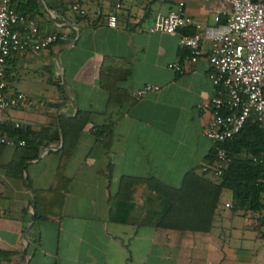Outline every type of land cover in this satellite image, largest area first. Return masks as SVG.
I'll list each match as a JSON object with an SVG mask.
<instances>
[{"label":"crops","instance_id":"obj_1","mask_svg":"<svg viewBox=\"0 0 264 264\" xmlns=\"http://www.w3.org/2000/svg\"><path fill=\"white\" fill-rule=\"evenodd\" d=\"M26 3L12 0L15 8L31 9L43 35L64 34L68 43L35 55L16 53L5 64V93L15 104L4 111V123L28 130L39 147L38 158L25 161V153L0 146V253L9 254L0 256V264H264V213L240 210L230 229L217 222L221 203L236 210L227 190L220 193L209 232L157 227L160 201L148 190L125 197V187L121 205H110L122 178H153L179 188L212 148L202 134L213 96L210 69L205 56L189 63L188 51L178 45L180 35L192 28L173 33L146 28L179 3L195 21L213 26L217 17L222 24L228 5L203 0ZM73 4L83 14L73 12ZM109 15L115 17L114 28L106 26ZM202 46L207 52L210 44ZM174 63L182 73L169 68ZM146 85L158 90L135 99L132 94ZM106 86L114 92L111 98ZM19 94L32 99V106L16 103ZM76 110L87 113L85 124L57 177L58 120ZM106 125L107 149L94 137ZM112 209L123 222L109 219Z\"/></svg>","mask_w":264,"mask_h":264},{"label":"built area","instance_id":"obj_2","mask_svg":"<svg viewBox=\"0 0 264 264\" xmlns=\"http://www.w3.org/2000/svg\"><path fill=\"white\" fill-rule=\"evenodd\" d=\"M221 1L229 9L222 24L208 26L190 18L182 10V3L175 11L165 16L157 15L146 28L148 33H173L192 28L191 33L180 35L178 45L188 51L186 60L194 64L203 56L210 69L208 79L213 87V96L208 105L210 118L202 134L214 150L212 176L219 177L230 162L219 146L232 139L243 124L250 120L257 126H264V2L252 0H203ZM71 10L81 15L83 12L73 4ZM108 28L115 27V17L106 19ZM210 46L204 51L202 43ZM67 44L64 34L43 35L34 19L16 12L12 0H0V146H23V141H14L1 129L4 111L12 103L5 93L4 68L7 60L16 53L35 55L56 44ZM169 68L182 73L179 64ZM158 87L146 85L132 94L135 99ZM16 103L31 107L32 99L19 94ZM15 128L19 126L14 125ZM264 165V159L261 160ZM202 171H207L205 168Z\"/></svg>","mask_w":264,"mask_h":264},{"label":"trees","instance_id":"obj_3","mask_svg":"<svg viewBox=\"0 0 264 264\" xmlns=\"http://www.w3.org/2000/svg\"><path fill=\"white\" fill-rule=\"evenodd\" d=\"M254 2L264 0H252ZM37 5V0H27L26 4ZM16 12L33 19L31 9L26 7L15 8ZM82 18V16H78ZM102 66V73L105 71ZM5 79V76H4ZM110 98L114 95L113 90L106 86ZM87 113L76 110L73 117L58 120L61 133L60 164L57 177L63 168V164L75 144L78 134L85 124ZM2 131L14 141H23V146H15L22 153H25V161L38 158L39 143L32 138L33 134L21 127L14 125L1 127ZM110 125H106L94 133L95 140L103 141L107 149L109 140ZM36 137H40L39 134ZM226 153L230 162L224 167L221 176L214 177L213 160L215 157L213 148L201 160L198 171H190L183 176L179 188H169L153 178L130 179L122 178L118 193L110 199V205L115 209L121 205L123 199L122 189L129 187L125 197H133L148 190L160 201L161 216L156 224L159 228L184 230L192 232H209L212 228L214 213L222 190L231 194L234 208L252 213H264V205L261 197L264 195V126L259 127L247 120L239 132L232 139L219 146ZM205 168L207 171H202ZM56 177V178H57ZM27 183V181H24ZM115 214L110 213L111 221L123 222L124 219H117ZM8 253H0L6 257Z\"/></svg>","mask_w":264,"mask_h":264},{"label":"rangeland","instance_id":"obj_4","mask_svg":"<svg viewBox=\"0 0 264 264\" xmlns=\"http://www.w3.org/2000/svg\"><path fill=\"white\" fill-rule=\"evenodd\" d=\"M222 202H227L228 204L231 205V201L229 199H222ZM240 213L239 209L236 210H231L229 208L223 207V204L221 203L219 210L217 211V222L221 223L225 229H230L231 226H234L239 220L236 219ZM245 223L253 222L251 220H245ZM254 225H257L254 223ZM226 233V232H225Z\"/></svg>","mask_w":264,"mask_h":264},{"label":"water","instance_id":"obj_5","mask_svg":"<svg viewBox=\"0 0 264 264\" xmlns=\"http://www.w3.org/2000/svg\"><path fill=\"white\" fill-rule=\"evenodd\" d=\"M64 88H65V90H66V92H67V89H66V87L64 86Z\"/></svg>","mask_w":264,"mask_h":264}]
</instances>
